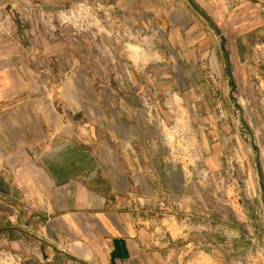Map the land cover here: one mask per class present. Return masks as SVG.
<instances>
[{
  "label": "rangeland",
  "instance_id": "rangeland-1",
  "mask_svg": "<svg viewBox=\"0 0 264 264\" xmlns=\"http://www.w3.org/2000/svg\"><path fill=\"white\" fill-rule=\"evenodd\" d=\"M187 1L194 0H0V70L19 71L53 97L81 79L85 101L95 103L96 94L115 119L110 131L117 138L131 132L136 153L143 143L157 192L128 197L150 220L158 249L143 264H264V131L249 148L254 164L241 159L234 140L218 144L224 108L219 99L212 108L203 83L191 94L189 82L190 74L200 81L214 69L202 65L201 53L199 70L190 67L187 40L172 44L171 15ZM239 1L217 5L235 9ZM259 11L264 16V0ZM203 26L197 21L198 34ZM257 87L250 79V91ZM98 128L106 141V124ZM252 168L259 170L253 175ZM0 216L10 220L11 212L0 206ZM20 263L0 245V264Z\"/></svg>",
  "mask_w": 264,
  "mask_h": 264
},
{
  "label": "crops",
  "instance_id": "crops-1",
  "mask_svg": "<svg viewBox=\"0 0 264 264\" xmlns=\"http://www.w3.org/2000/svg\"><path fill=\"white\" fill-rule=\"evenodd\" d=\"M192 2L171 15L177 25L172 44L187 40L190 67L199 70L201 53L202 65L214 73L197 71L200 81L190 74V92L198 93L203 83L212 108L219 99L226 122L218 128V144L234 140L241 159L247 155L254 164L259 159L249 148L257 145L254 133L264 131L260 0H241L235 9L217 0ZM197 21L204 25L201 34ZM182 26L190 28L186 36ZM250 79L257 92L250 91ZM81 83L75 78L53 97L37 92L19 71L0 70V206L11 212L10 220L0 216V245L14 250L20 264H143L140 258L158 249L150 220L132 209L128 197L157 192L147 154L141 141L136 153L131 132L117 138L110 131L115 119L109 109L96 94L95 103L86 102ZM100 122L107 126L106 141L99 138ZM258 170L252 168L253 175Z\"/></svg>",
  "mask_w": 264,
  "mask_h": 264
}]
</instances>
